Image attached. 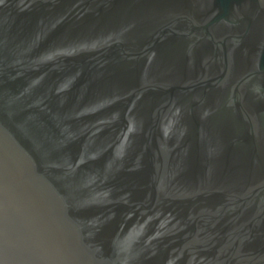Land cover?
<instances>
[{
  "label": "water",
  "instance_id": "water-1",
  "mask_svg": "<svg viewBox=\"0 0 264 264\" xmlns=\"http://www.w3.org/2000/svg\"><path fill=\"white\" fill-rule=\"evenodd\" d=\"M0 264H264V0H0Z\"/></svg>",
  "mask_w": 264,
  "mask_h": 264
}]
</instances>
